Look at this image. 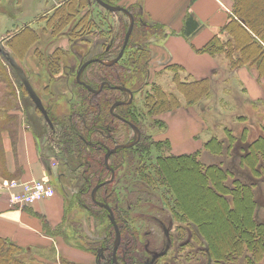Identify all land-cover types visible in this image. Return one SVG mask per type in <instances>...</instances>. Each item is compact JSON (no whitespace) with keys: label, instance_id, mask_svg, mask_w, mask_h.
<instances>
[{"label":"rangeland","instance_id":"rangeland-1","mask_svg":"<svg viewBox=\"0 0 264 264\" xmlns=\"http://www.w3.org/2000/svg\"><path fill=\"white\" fill-rule=\"evenodd\" d=\"M64 1L0 0V42H4L6 50L23 67L44 105H49L60 117L68 113L72 109V104L77 101L75 99H77L78 91L70 87H73L72 81L81 67L83 56L98 52V49L97 51L93 50L94 46H90V49L89 46H83V38H96L93 36L95 29L103 33L102 38H106L108 36L106 34L110 33L113 28L114 34L117 36L116 40H118L122 36V26L126 25L128 29L130 26V18L126 14L112 13L97 4L95 0H89V6L81 13L85 14L88 11L92 13L96 23L94 30L80 38L82 40L72 39L71 34L78 21L77 18L61 35L54 37L45 29L47 23L44 17L52 16ZM111 1L113 2L111 5L119 6L118 0ZM135 13L132 14L137 17V12ZM104 20L106 21L104 22ZM138 23L140 24V22ZM161 36L162 34L159 32L148 33L144 51L148 52L151 42ZM229 39L227 33L222 34L223 41L226 42ZM92 43L97 42L93 40ZM131 44L133 45V43ZM132 45H129V50L121 62L128 68L132 67L131 54L136 51ZM58 47H61L62 50L56 52L55 49ZM55 55L58 62L57 70L54 71L50 66V59ZM217 59L218 72L210 78L211 96L193 107V110L188 113L182 109L188 106H185V99L175 82L174 72H162L163 70H161L159 74L152 72L149 75V68L143 64L141 67H137V73H131V69L126 73L127 76L135 75L136 79L132 84L124 85L134 93V100L130 107L134 119L128 115L125 116L129 117L131 122L139 125L138 130L141 133V138L150 149L143 154L134 151V160H128L125 167L119 168L113 185V191H117L118 194V204H113V207L120 219L118 223L123 232L124 250L127 249L125 253L129 255V259H132L130 264H227L225 261L215 260L209 254L204 238L200 243L196 242L193 234V232L196 233L194 228L181 222L175 214L172 195L166 194L162 187L148 186L143 182L140 172H138V170L143 171L142 174L146 176L152 173L147 165L155 164L158 158L166 156L170 152L164 146L161 147V144L166 139L171 141V137H174L175 141H171L173 144L170 153L182 155L201 151L203 163L220 165L224 169L233 171L235 176L241 178L245 183H254L257 201L256 219L258 222L264 223V164L262 163L257 168L260 176L254 175L248 167L241 166L244 145L264 136V81L259 82L256 78H251V67L247 68V72L238 75L237 70H232L231 62L224 54ZM0 63L4 67L11 87L25 107L24 112L22 111L24 128L28 129L29 127L31 129L29 132L33 134L35 127L37 130L40 127H45V120L36 112L34 103L23 95L20 78L1 55ZM187 75L181 74V82L190 81ZM159 87L169 94L176 95L183 107L170 113H151L150 99L155 96ZM53 88H55L54 91ZM120 97L127 101L129 94H122ZM189 117L192 120L188 119ZM188 128L192 129L190 135H188L190 132ZM127 131L122 129L123 138L120 133V141L123 143L124 141L125 143L132 142L138 136L136 131ZM127 133L129 139L126 138ZM228 134H232L237 139L230 151L227 150L230 145ZM214 138L225 143V151L222 155H214L204 149V144ZM176 139L182 144L178 146ZM38 142L41 144L42 141ZM2 146H4V142ZM47 146L49 145L47 144ZM54 163L55 159L49 158L48 164H46L48 167L46 168L45 165L44 167L46 170L50 169L48 170L49 180L56 190V196L63 198L66 202L64 217L66 222L63 232L70 239L69 243L67 242L68 246L86 249L93 259L92 264H94L102 246L111 245L107 248L108 251L103 252L107 260L101 262V264H109L111 250L116 243L115 229L112 228L110 231L112 225L109 216L105 215L101 221L98 217V210L93 209L92 206L89 207L83 198L82 201L80 200L84 190L81 189L83 182L79 178L69 179L65 182V186L60 184L58 174L63 170H60L62 164ZM110 177L111 175L108 179ZM230 182L232 181L230 180ZM63 187H65L64 193L61 191ZM108 195L110 196V193ZM194 196L196 201L197 195ZM194 214L192 213V215ZM76 223L77 225H73ZM208 232L212 235L215 231L210 232L209 230ZM46 233L53 238V235L48 233V229ZM217 234L221 236V232H215V235ZM59 236L63 238V236ZM26 250L35 253V257L40 251L35 248ZM46 250L50 252L37 259L38 261L45 259L46 263L40 264H48L49 261L56 262V253L59 259L66 260L52 247ZM36 264L39 263L36 261ZM239 264H246V262L241 259Z\"/></svg>","mask_w":264,"mask_h":264},{"label":"trees","instance_id":"trees-1","mask_svg":"<svg viewBox=\"0 0 264 264\" xmlns=\"http://www.w3.org/2000/svg\"><path fill=\"white\" fill-rule=\"evenodd\" d=\"M88 6L89 0H65L52 16L44 17L47 23L45 29L52 36L58 37L78 18L71 38L79 40L96 27L92 13L88 11L81 17V12L85 11ZM128 9L136 14L134 8ZM191 20L192 18L187 19L188 32L191 31L189 30ZM136 23L130 39V46L133 43L132 48H136V51L131 54L132 67L128 68L121 63L129 50L128 47L125 56L115 67L107 68L99 65L92 67L97 70L98 81L100 76L101 82L108 80L112 81L115 86H126L127 83L132 84L136 79L133 74L126 75L129 69L131 73H137V67L143 64L149 68L150 52L144 51L148 33H162L163 27L161 25L152 26L139 13H137ZM122 29V36L117 42L118 55L128 27L124 25ZM222 33H227L230 39L225 42L222 37L217 36L200 53L212 56L224 54L231 62L232 70L251 67L257 70L259 79H264V0H234L232 19ZM53 57L50 59V66L55 71L58 61L56 55ZM170 70L175 73V82L185 99V106H197L211 96L210 79L181 82L183 71L178 67ZM21 90L23 95L30 99L22 83ZM83 93L84 91L81 95ZM121 95V91L109 88H105L99 96L87 93L82 104L75 101L72 109L61 117L56 115L53 109H48L54 127L51 129L45 121V127H40L39 130L35 127L33 133L38 141L43 142H41V157L45 167H48L46 164L49 158H54L61 163L60 170H63L59 172L58 180L64 186L69 179L79 178L83 182L81 189L84 190L80 200L82 201L83 198L89 207L96 208L101 221L105 215L109 216V212L93 202L92 191L111 175L105 159L107 149H113L116 144L114 140H118L119 144L123 143L120 141V133L124 135L122 129L129 130L127 124L119 121L114 117V113H111L113 105L122 100ZM150 100V112L153 114L170 113L183 107L176 95L169 94L160 87ZM130 107H118L116 112L130 121L129 117L125 116L128 115L134 119ZM24 110L25 107L11 87L4 67L0 63V172L6 168L2 133L9 132L14 140L19 133L20 126L24 127L22 118ZM36 112L40 114L37 110ZM131 123L139 128L135 122ZM28 129L31 131L29 127ZM228 139H230V145L227 150L230 151L237 139L232 134H228ZM162 146L171 152L172 145L169 139L162 142ZM204 149L214 155H222L225 151V143L214 138L204 144ZM134 151L143 154L150 149L141 139L135 147L121 149L113 155L110 159L111 166L115 169L125 167L128 160H134ZM243 151L241 166L248 167L254 175L260 176L257 168L262 163L264 164V136L252 143H246ZM170 152L158 158L155 164L147 165L152 172L149 176L138 170L143 182L152 188L162 187L166 194L172 195L176 213L173 212L177 214L181 222L194 228L192 229L196 231V233L193 232L196 242L200 243L204 238L209 254L215 260L225 261L227 264H239L242 259L246 264H264V223L256 219L255 184L245 183L235 176L233 171L224 169L220 165L203 163L201 151L182 155ZM6 179L12 180V178ZM114 183L115 181H112L101 187L96 194V199L111 207L118 223L120 219L113 207V204H118L117 191H113ZM64 189L65 187L61 188L63 193ZM194 195H197L196 201ZM191 212L195 214L192 215ZM65 222L64 220L54 230L48 226V233L54 236L61 235L66 242L70 241L63 232ZM112 228H114L113 225L110 226V231ZM209 230L210 232H221V236L215 235V232L211 235ZM121 233L123 234L122 230ZM34 254L13 241L0 237V264H36L37 259L43 253L37 252L36 257ZM61 263L79 264L68 260H61Z\"/></svg>","mask_w":264,"mask_h":264},{"label":"crops","instance_id":"crops-1","mask_svg":"<svg viewBox=\"0 0 264 264\" xmlns=\"http://www.w3.org/2000/svg\"><path fill=\"white\" fill-rule=\"evenodd\" d=\"M118 2L120 6L134 8L135 12L152 26L163 27L162 36L149 45V75L152 72L159 74L161 70L173 72L170 69L178 67L183 71L182 74H188L187 78L190 81H195L210 79L218 72L217 57L222 55L212 56L200 51L215 37H222V32L233 16L234 0H118ZM188 18H192L189 32ZM247 68L237 70L238 75L247 72ZM250 76L259 82L264 81L259 79L254 68L250 69ZM182 109L188 113L193 107ZM188 119L192 120L190 117ZM190 128L188 135L192 131ZM3 137L6 168L0 172V237L9 239L25 249H39L38 253L43 254H48L50 251L46 249L52 247L66 260L92 264L93 259L88 251L68 246L62 237L53 235L52 238L46 233L48 226L54 230L64 221L66 202L63 198L55 195L26 208L12 205L9 194L1 188L2 181L9 180L6 178L23 182L49 179L50 174L42 162L40 144L29 130L20 126L14 140L7 131L3 133ZM171 141H175L174 137H171ZM176 144L179 146L182 143L176 139ZM55 257L56 262L51 264H61L62 259H59L57 253ZM43 262L46 263V260L38 261L39 264Z\"/></svg>","mask_w":264,"mask_h":264},{"label":"flooded vegetation","instance_id":"flooded-vegetation-1","mask_svg":"<svg viewBox=\"0 0 264 264\" xmlns=\"http://www.w3.org/2000/svg\"><path fill=\"white\" fill-rule=\"evenodd\" d=\"M104 1H106L107 3H109V4H113V2L111 1V0H104ZM96 2V1H95ZM97 3V2H96ZM98 4V3H97ZM120 6V5H119ZM123 7V6H122ZM124 8H126V7H124ZM126 9H128V8H126ZM129 10V9H128ZM130 11V10H129ZM131 12V11H130ZM121 13V12H120ZM132 13V12H131ZM125 14V13H124ZM82 16H84V14H82L81 15V17ZM135 17V16H134ZM135 19H136V17H135ZM106 20H104V22H105ZM112 30H110V33H108V34H106V35H108L106 38H102V32L100 31V30H98V29H95V33H93V36H95L96 38H83L84 40H82V39H79V40H82V45L83 46H89V49L91 48L90 46H94L93 47V50H96L97 51V49H98V52L97 53H94L93 55H90V54H85L84 56H83V60H82V63H81V66L84 64V63H86L87 61H90V60H100L101 62H94V63H92L91 65H89L85 70H84V72L82 73V76H81V81H82V83L83 84H81V83H79L78 82V80H77V74H78V72H79V70H80V68L78 69V71H77V74H76V77H75V79L72 81V84H73V87H70V88H73L74 90H76V91H78L77 92V101L79 102V104H82V100L87 96V93H89V94H91L92 96H99L101 93H103V91L105 90V88H109V89H114V87H116L115 85H113L112 84V81H108V80H105L104 82H101L100 80H101V77L99 76V81H98V79H97V75H96V69H94V68H92L93 66H96V65H99V66H104V67H107V68H112V67H115L117 64H115V65H112V66H108L107 64L108 63H110V62H112L114 59H116L117 57H118V54H117V46H118V40H116V34H114L115 33V31L113 30V28H111ZM126 37V36H125ZM131 39V38H130ZM96 41L97 43H92V41ZM116 40V41H115ZM125 41V40H124ZM123 45H124V43H123ZM129 45H130V41H129V43H128V46H127V48H126V51H127V49H128V47H129ZM123 47V46H122ZM60 50H62V48L61 47H58V48H56L55 49V51L56 52H58V51H60ZM54 51V52H55ZM125 51V52H126ZM90 53V52H89ZM52 56V55H51ZM87 56V57H86ZM124 56H125V54H124ZM123 56V57H124ZM123 59V58H122ZM121 59V60H122ZM105 63H107V64H105ZM27 74V73H26ZM59 81V80H58ZM65 82L66 83H68V81L67 80H65ZM103 84H106L105 85V87H103L102 88V91H100L98 94H95V93H93V92H91V91H89L87 88H86V86H90L91 88H93L94 90H99L100 89V87L103 85ZM55 85V84H54ZM108 85H109V87H108ZM118 86V85H117ZM50 87V86H49ZM125 87V86H124ZM127 88V87H126ZM82 89H84V90H82ZM128 89H130V88H128ZM55 90V88H53V91ZM116 90V89H115ZM36 91V90H35ZM76 91H74V92H76ZM82 91H84V93H83V95H81V92ZM86 91V92H85ZM132 91V90H131ZM122 92V91H121ZM70 93H71V91H70ZM38 94V93H37ZM122 94H128V93H126V92H122ZM41 98V97H40ZM130 98V97H129ZM121 101H125V100H121ZM127 101H129V99L127 100ZM126 101V102H127ZM133 103V102H132ZM132 103L131 104H126V105H123V106H131L132 105ZM45 106V105H44ZM46 107V109L48 110V109H50L51 110V107L49 106V105H47V106H45ZM119 107H121V106H119ZM36 108V107H35ZM118 108V107H117ZM117 108H116V110H115V112H114V117L115 118H117L119 121H121V122H123V123H125V124H127L128 126H129V130L127 131V132H130L131 130L134 132V131H136L132 126H135L134 124H132L129 120H127V119H125V118H123V117H121L120 115H118L117 114ZM36 110H37V108H36ZM38 111V110H37ZM39 112V111H38ZM40 114H41V116L43 117V115H42V113L41 112H39ZM67 114V113H66ZM44 118V117H43ZM44 120H45V118H44ZM46 121V120H45ZM51 127V126H50ZM136 128H138L137 126H135ZM51 129H52V127H51ZM130 135V134H129ZM122 136V138L124 137V135H121ZM126 138H128V133H127V136H126ZM129 139V138H128ZM136 139L137 138H135L132 142H129V143H121V144H119L118 143V140H114V143H117V144H115V146L113 147V149L115 148V147H117V146H119V145H125V144H131V143H133L134 141H136ZM142 139V138H141ZM141 139L139 140V142L141 141ZM126 141H128V140H126ZM138 142V143H139ZM137 143V144H138ZM40 144V143H39ZM136 144V145H137ZM41 145V144H40ZM135 147V146H134ZM41 148V147H40ZM109 149H112V148H108L107 150H109ZM121 150V149H120ZM119 151V150H118ZM117 151V152H118ZM116 152V153H117ZM116 153H114V154H112L111 155V157L113 156V155H115ZM107 154V153H106ZM111 157H110V159H111ZM105 159H106V155H105ZM59 162H57V160L55 159V163L54 164H58ZM59 165V164H58ZM107 165V164H106ZM57 166V165H56ZM107 168H108V170L111 172V174H112V170L114 171V173H115V178H114V180L113 181H115L116 180V173L119 171V168L118 169H115V168H113L112 166H111V162L109 161V165L107 166ZM118 174V173H117ZM111 178V177H110ZM109 178V179H110ZM108 179V180H109ZM107 181V180H106ZM114 227V226H113ZM115 229V228H114ZM118 229H119V231H120V235H121V240H120V244H119V246H118V249H117V252L115 253V246H116V243H115V245L113 246V249L111 250V254H110V262H109V264H130V262L132 261V259L130 258H128V256L129 255H127V253H125L126 252V250H124V247H125V245H124V240L122 239V233H121V230H120V228H119V226H118ZM116 232V231H115ZM116 240H117V235H116ZM111 245H106V246H102V248H101V251H100V254H99V256H97V259L95 260V262H94V264H101V262L102 261H105V260H107L106 259V256H105V254H103V252H105V251H108L107 250V248H109ZM127 248V247H126Z\"/></svg>","mask_w":264,"mask_h":264},{"label":"water","instance_id":"water-1","mask_svg":"<svg viewBox=\"0 0 264 264\" xmlns=\"http://www.w3.org/2000/svg\"><path fill=\"white\" fill-rule=\"evenodd\" d=\"M101 7L105 8L107 11H110L112 13H125L129 18H130V26H129V29H128V32L126 34V37H125V41H124V45L118 55V57L116 59H114L112 62L110 63H105L107 64L108 66H112V65H115L117 64L118 62L121 61V59L123 58L124 54H125V51H126V48L128 46V43L130 41V38H131V35L134 31V28H135V23H136V19L134 17V15L126 8L122 7V6H116V5H111L109 3H107L106 1L104 0H95ZM0 55L7 61V63L10 65V67L16 72L17 76L20 78L23 86L25 87L30 99L32 100V102L34 103L35 107L37 108V110L39 112L42 113L43 117L45 118L46 122L51 126V127H54L53 126V123L50 119V116H49V113H48V110L46 109V107L44 106V103L42 101V99L40 98V96L37 94V92L35 91L31 81L29 80L25 70L23 69V67L17 62V60L14 58V56L8 52L5 48V45H4V42L1 41L0 42ZM94 62H101L100 60H90V61H87L86 63H84L78 74H77V80L79 83L83 84L82 81H81V76H82V73L84 72V70L89 66L91 65L92 63ZM106 84H103L99 90H94L93 88H91L90 86H86V88L95 93V94H98L100 91H102V88L105 87ZM109 87V85H108ZM114 89L116 90H119V91H122V92H126L129 94V101H118L116 102L113 107L111 108V113H114L116 108L119 107V106H123V105H126V104H131L134 100V93L124 87V86H116L114 87ZM136 132H137V139L136 141H134L133 143L131 144H125V145H119L117 147H115L114 149H109L107 151V154H106V164L107 166L109 165V161H110V157L112 154L116 153L118 150L120 149H130V148H133L134 146H136V144L139 142V140L141 139V133L140 131L138 130V128H136L135 126H132ZM115 178V173L114 171L112 170V174H111V178L107 181H105L104 183L102 184H99L97 185L93 191H92V200L94 203H96L98 206H100L101 208H104L105 210H107L109 212V219L112 223V225L114 226L115 228V231H116V235H117V240H116V246H115V253L117 252V249H118V246L120 244V240H121V235H120V231L118 229V224L116 222V219H115V216H114V213L111 209V207L107 204V203H102V202H99L97 201L96 199V194L98 192V190L103 187L104 185L112 182Z\"/></svg>","mask_w":264,"mask_h":264},{"label":"built area","instance_id":"built-area-1","mask_svg":"<svg viewBox=\"0 0 264 264\" xmlns=\"http://www.w3.org/2000/svg\"><path fill=\"white\" fill-rule=\"evenodd\" d=\"M1 188L9 193L12 205L19 208L30 207L38 201L50 199L56 195V190L49 179L27 182L4 180Z\"/></svg>","mask_w":264,"mask_h":264}]
</instances>
